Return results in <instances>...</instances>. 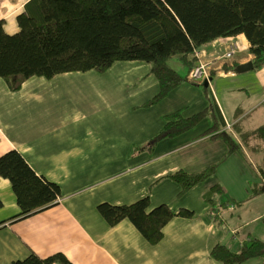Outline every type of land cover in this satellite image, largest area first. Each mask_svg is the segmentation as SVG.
Masks as SVG:
<instances>
[{"label":"crops","instance_id":"obj_1","mask_svg":"<svg viewBox=\"0 0 264 264\" xmlns=\"http://www.w3.org/2000/svg\"><path fill=\"white\" fill-rule=\"evenodd\" d=\"M29 1L0 0L7 33L19 32L17 18ZM232 49L233 57L224 59ZM199 52L213 62L212 81L218 79L209 91L224 120L221 130L240 147L232 154L224 140L214 137L217 132L209 133L211 117L153 150L135 152L164 130L167 115L181 110L191 118L209 105L202 85L187 82L157 105L141 108L160 90L145 62H118L103 74L33 77L16 92L0 78V156L19 151L62 193L54 206L15 219L21 211L16 195L11 182L0 177V264L31 253L43 258L62 253L73 264H223L211 254L218 244L238 251L252 239L264 240V139L246 138L264 126V66L237 73L239 65L253 61L244 35L217 39ZM213 165H218L215 175L179 197L181 186L170 174H195ZM252 181L262 188L259 194L252 192ZM219 184L232 199L222 222L210 215L204 200ZM148 194L152 207L166 204L195 213L173 219L155 246L129 220L111 227L98 211L101 203L131 204ZM258 222V233L243 234L244 225ZM243 264H264V258Z\"/></svg>","mask_w":264,"mask_h":264},{"label":"trees","instance_id":"obj_2","mask_svg":"<svg viewBox=\"0 0 264 264\" xmlns=\"http://www.w3.org/2000/svg\"><path fill=\"white\" fill-rule=\"evenodd\" d=\"M19 32L9 34L0 21V78L11 91H19L33 77L51 80L66 73L107 72L115 63L141 61L149 65L159 81L155 97L141 106L151 108L182 84L191 82L171 65L178 57L189 68L197 64L195 54L217 40L244 35L250 44L254 69L264 66V0H30L17 18ZM215 74L212 70L211 78ZM199 85V84H198ZM201 86V85H199ZM203 87V86H202ZM208 107L184 118L182 111L166 116L164 130L135 152L150 151L162 140L177 138L211 117L209 133L221 138L229 154L240 147L228 131L221 130L224 120L210 94ZM264 139V126L249 136ZM218 165L199 173L177 171L169 178L181 186L179 197L216 174ZM264 179V167L261 169ZM0 177L11 182L20 207L15 217L24 219L58 203L61 188L39 175L17 150L0 156ZM259 194L262 188L251 186ZM211 206L210 215L222 222V212L232 202L219 184L204 196ZM4 206L0 199V209ZM101 216L111 227L129 220L153 246L164 238L165 227L175 218H193L189 209L173 210L169 205L152 207L151 195L131 204L101 203ZM212 257L223 264H243L264 258V240L252 239L238 251L218 244ZM13 264H73L64 254L43 258L31 253Z\"/></svg>","mask_w":264,"mask_h":264},{"label":"built area","instance_id":"obj_3","mask_svg":"<svg viewBox=\"0 0 264 264\" xmlns=\"http://www.w3.org/2000/svg\"><path fill=\"white\" fill-rule=\"evenodd\" d=\"M235 49H232L231 51L227 52L223 58L224 59H231L233 57ZM197 58V64L196 66L191 70L189 74V79L191 83H194L196 85H202L206 80H210L211 78V72L213 70V62L212 61H204L202 59V54L198 51L195 54Z\"/></svg>","mask_w":264,"mask_h":264},{"label":"rangeland","instance_id":"obj_4","mask_svg":"<svg viewBox=\"0 0 264 264\" xmlns=\"http://www.w3.org/2000/svg\"><path fill=\"white\" fill-rule=\"evenodd\" d=\"M170 63L173 66V68L176 69L182 76H187L188 74H190L189 68L185 64H183V62L178 57L173 58ZM239 75L242 76L241 74H239ZM217 79L218 78H215V81H214L215 83H216ZM214 82L212 84H214ZM238 97H240V95H238ZM256 159H257V157H254V159L252 161L256 163L257 162ZM250 173H251V176L254 175L252 170H250ZM253 185H256L255 181H252L251 186H253ZM251 190H252V188H251ZM235 220H236V216L233 218L231 223L232 222L235 223ZM261 225H262V222H258L256 224L248 223V224L244 225L243 234H246V231L247 232L251 231V232H253V234H256L259 232Z\"/></svg>","mask_w":264,"mask_h":264},{"label":"water","instance_id":"obj_5","mask_svg":"<svg viewBox=\"0 0 264 264\" xmlns=\"http://www.w3.org/2000/svg\"><path fill=\"white\" fill-rule=\"evenodd\" d=\"M254 69V65H253V62L250 61L248 63H245V64H241L237 67L236 71L237 73L239 74H244L246 72H249L251 70ZM213 80V78H210V80H206L202 86L205 87V88H209V85H210V82Z\"/></svg>","mask_w":264,"mask_h":264},{"label":"bare ground","instance_id":"obj_6","mask_svg":"<svg viewBox=\"0 0 264 264\" xmlns=\"http://www.w3.org/2000/svg\"><path fill=\"white\" fill-rule=\"evenodd\" d=\"M174 210V209H173Z\"/></svg>","mask_w":264,"mask_h":264}]
</instances>
